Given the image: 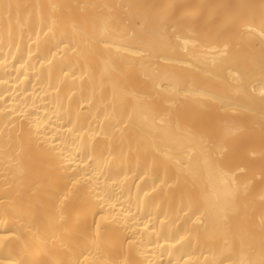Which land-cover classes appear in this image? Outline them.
<instances>
[{
    "label": "bare ground",
    "instance_id": "1",
    "mask_svg": "<svg viewBox=\"0 0 264 264\" xmlns=\"http://www.w3.org/2000/svg\"><path fill=\"white\" fill-rule=\"evenodd\" d=\"M0 264H264V0H0Z\"/></svg>",
    "mask_w": 264,
    "mask_h": 264
}]
</instances>
